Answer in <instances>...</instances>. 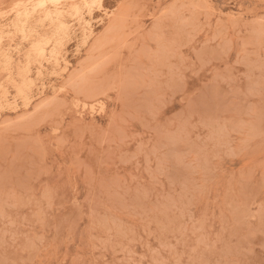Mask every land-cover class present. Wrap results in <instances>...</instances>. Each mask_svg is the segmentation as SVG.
<instances>
[{
    "label": "rangeland",
    "instance_id": "1",
    "mask_svg": "<svg viewBox=\"0 0 264 264\" xmlns=\"http://www.w3.org/2000/svg\"><path fill=\"white\" fill-rule=\"evenodd\" d=\"M94 1L0 0V264H264V0Z\"/></svg>",
    "mask_w": 264,
    "mask_h": 264
},
{
    "label": "bare ground",
    "instance_id": "2",
    "mask_svg": "<svg viewBox=\"0 0 264 264\" xmlns=\"http://www.w3.org/2000/svg\"><path fill=\"white\" fill-rule=\"evenodd\" d=\"M42 1H43V3L45 2V0H42ZM48 1H49V0H48ZM58 1H59V0H58ZM70 1L72 2L73 0H70ZM82 1H83V0H82ZM91 1H92V0H91ZM93 1H94V0H93ZM96 1H97V0H96ZM39 2H40V1H39ZM46 2H47V0H46ZM46 2H45V3H46ZM55 2H56V1H55ZM55 2H54V4H55ZM66 2H67V1H66ZM94 2H95V1H94ZM94 2H90V1H89V3H94ZM45 3H44V4H45ZM49 3H50V2H49ZM51 3H52L51 5L53 6V5H54L53 2H51ZM58 3H59V2H58ZM85 3H86V0H85ZM87 3H88V2H87ZM98 3H100V0H99ZM98 3H97V5H98ZM44 4H43V5H44ZM47 4H48V3H47ZM75 4H76V3H75ZM75 4H74V5H75ZM94 4H96V2H95ZM38 5L41 7L42 4H41V5H40V4H37L36 7H37ZM43 5H42V6H43ZM56 5H58V4H56ZM56 5H55L54 7H56ZM74 5H73L72 7H76V6H77V5H76V6H74ZM87 5H88V4H87ZM91 5H92V4H91ZM39 6H38V7H39ZM60 6H62V5H60ZM93 6H94V5H93ZM99 6H101V4H99ZM36 7H35V8H36ZM44 7H45V5H44ZM58 7H59V6H58ZM58 7H56V8H58ZM68 7H69V6H68ZM70 7H71V6H70ZM70 7H69V8H70ZM72 7H71V8H72ZM88 7H89V6H88ZM88 7H87V9H88L87 12H89V8H88ZM95 7H96V6H95ZM97 7H98V6H97ZM49 8H50V7H49ZM62 8H64V7H62ZM71 8H70V9H71ZM77 8H78V7H77ZM90 8H92V7H90ZM98 8H99V7H98ZM73 9H74V8H73ZM40 10H41V9H40ZM46 10H47V9H46ZM68 10H69V9H68ZM74 10H75V9H74ZM93 10H94V9H93ZM32 11H33V10H32ZM32 11H31V13H32ZM56 11H57V10H56ZM71 11H72V10H71ZM78 11H79V13H80V10H78ZM90 11H91V9H90ZM34 12H35V11H33V13H34ZM43 12H44V11H43ZM50 12H51V9H50L49 13H48V12H47V13L50 14ZM54 12H55V11H54ZM58 12H59V11H58ZM40 13H41V12L39 11V15H40ZM47 13H46V16H47ZM64 13H65V12H64ZM75 13H76V11H75ZM82 13H83V12H82ZM34 14H35V13H34ZM42 14H43V13H42ZM62 14H63V10H62ZM69 14H71V13H69ZM77 14H78V13H77ZM77 14H76V15H77ZM53 15H54V17H55V13H53ZM60 15H61V14H60ZM63 15H64V14H63ZM76 15L74 14V16H76ZM90 15H91V14H90ZM90 15H89V16H90ZM40 16H42V15H40ZM44 16H45V14H44ZM74 16H73V17H74ZM23 17H24V16H23ZM27 17H28V16H27ZM29 17H30V14H29ZM48 17H49V16H48ZM48 17H47V18H48ZM59 17H60V16H59ZM59 17L56 16L57 19H59ZM69 17H70V16H69ZM78 17H79V15H78ZM18 18H19V16H18ZM50 18H51V14H50ZM61 18H62V17H61ZM81 18H82V17H81ZM81 18H80V19H81ZM83 18H84V17H83ZM21 19H22V18H21ZM21 19H19V20H21ZM39 19H40V18H39ZM39 19H37V22H38V23L41 22V21H40L41 19H40V20H39ZM63 19H64V18H62V20H63ZM80 19H77V20L80 21ZM12 20H13V19H12ZM12 20H11V21H12ZM16 20H18V19L16 18ZM19 20H18V21H19ZM38 20H39V21H38ZM43 20H45V18H44ZM49 20H50V19H49ZM52 20H56V19H51V20L49 21V23H50ZM81 20H82V19H81ZM18 21H17V22H18ZM26 21H27V19L24 20L23 23H25ZM15 22H16V21H15ZM15 22H14L13 24H15ZM19 22H20V21H19ZM19 22H18L17 24H21V23H22V22H21V23H19ZM55 22H58V23H59L60 21L58 20V21H55ZM55 22H53V23H55ZM76 22H78V21H76ZM83 22H84V21H83ZM33 23H34V22H33ZM38 23H37V24H38ZM58 23H57V24H58ZM60 23H61V22H60ZM60 23H59L58 25H62V23H61V24H60ZM78 23H79V22H78ZM80 23H81V22H80ZM85 24H86V23H85ZM40 25H42V27H43V23L40 24ZM50 25H52V26L54 27V24H50ZM71 25H72V24H71ZM86 25H87V24H86ZM86 25H84V26H86ZM2 26H3V25H2ZM12 26H15V28H16V25H12ZM19 26H21V25H19ZM24 26H25V25H24ZM56 26H57V25H56ZM25 27H27V26H25ZM64 27H65V24H64V26H63V29H64ZM69 27H70V25H69ZM78 27H79V26H78ZM13 28H14V27H13ZM20 28H21V27H20ZM49 28H50V27H49ZM49 28H47L46 30H48ZM58 28H59V27H58ZM88 28H89V27H88ZM4 29H5V27H4ZM21 29H22V28H21ZM25 29H26V28H25ZM25 29H24V30H25ZM44 29H45V28H44ZM56 29H57V28H56ZM60 29H61V28H60ZM68 29H70V28H68ZM1 30H2V28H1ZM8 30H9V26H8ZM14 30H15V29H14ZM16 30H17V29H16ZM27 30H29V29H27ZM27 30H26V31H27ZM40 30H41V29H40ZM52 30H53V29H52ZM64 30H66V29H64ZM64 30H63V31H64ZM81 30H84L83 27H82ZM2 31H3V30H2ZM2 31H1V32H2ZM18 31H19V30H18ZM21 31H22V30H21ZM31 31H32V30H31ZM31 31H30V33H31ZM58 31H59V30H58ZM58 31H56V33H57ZM84 31L86 32V30H84ZM28 32H29V31H28ZM33 32L35 33L34 30H33ZM61 32H62V31H61ZM66 32H68V30H67ZM88 32H90V31H88ZM22 33H23V32H21L20 34L22 35ZM25 33H26V32H25ZM40 33H41V32H40ZM59 33H60V32H59ZM59 33H58V34H59ZM63 33H64V32H63ZM2 34H3V32H2ZM11 34H12V33H9L8 35H11ZM15 34H16V33H15ZM58 34H57V35H58ZM60 34H61V35H59V36H63L62 33H60ZM64 34H65V33H64ZM68 34H69V33H68ZM84 34H85V33H84ZM0 35H1V34H0ZM29 35H30V34H29ZM31 35H33V34H31ZM52 35H54L53 33H51V37L54 38L55 36L53 37ZM1 36H2V35H1ZM4 36H5V34H4ZM11 36H12V35H11ZM36 36H37V35H36ZM59 36H57V37H59ZM64 36H66V35H64ZM84 36H85V35H84ZM84 36H83V37H84ZM89 36H90V35H89ZM6 37H7V36H6ZM25 37H26V36H25ZM29 37H30V36H29ZM29 37H27L25 41L30 40V39H28ZM31 37H32V36H31ZM68 37H70V36H68ZM2 38H3V37H2ZM16 38H17V37H16ZM23 38H24V36H23ZM23 38H22V40L25 39V38H24V39H23ZM33 38H34V37H33ZM33 38H32V39H33ZM39 38L41 39L40 35H39ZM42 38H44V36H42ZM45 38H46V37H45ZM60 38H61V37H60ZM65 38H66V37H65ZM85 38L87 39L88 37H85ZM50 39H51V38H50ZM86 39L83 38V40H86ZM88 39H89V38H88ZM88 39H87V40H88ZM43 40H44V39H43ZM52 40H53V39H52ZM20 41H21V40H20ZM36 41H37L36 43H40L42 40H40V42H38V40L36 39ZM45 41H46V40H45ZM47 41H48V40H47ZM47 41H46V42H47ZM53 41H54V40H53ZM55 41H56V40H55ZM22 42H23V41H22ZM31 42L34 43L33 41H31ZM31 42H30V43H31ZM50 42H51V41H50ZM59 42H60V40H59ZM59 42H58V43H59ZM63 42H64V41H63ZM86 42H87V41H86ZM86 42H84V43L86 44ZM11 43H12V42H11ZM44 43H45V42H44ZM58 43H57V46H58ZM1 44H2V43H1ZM1 44H0V45H1ZM20 44H21V42H20ZM34 44H35V43H34ZM41 44H42V43H41ZM48 44H49V41H48ZM48 44H47V47H48ZM50 44H51V43H50ZM60 44H61V43H60ZM60 44H59V45H60ZM2 45H3V44H2ZM18 45H19V44H18ZM37 45H38V44H37ZM39 45H40V44H39ZM32 46H34V45H31V47H32ZM53 46H54V45H53ZM55 46H56V45H55ZM55 46L52 47L51 49H54ZM8 47H9V45H8ZM18 47H19V46H18ZM18 47H17V49H18ZM31 47H30V48H31ZM36 47H38V46H36ZM36 47H34V48L36 49ZM42 47H44V45L41 46V48H42ZM45 47H46V46H45ZM60 47H61V46H60ZM62 47H63V46H62ZM0 48H1V47H0ZM41 48H40V49H41ZM9 49H11V46H10ZM9 49H8V50H9ZM31 49H32V48H31ZM40 49H39V51H40ZM59 49H60V48H59ZM62 49H63V48H62ZM13 50H14V49H13ZM29 50H30V49H29ZM32 50H33V49H32ZM55 50H56V49H55ZM77 50H78V49H77ZM15 51H16V50H15ZM44 51H45V50H44ZM1 52H2V51H1ZM32 52H33V51H32ZM49 52L51 53V51H49ZM53 52H55V51L53 50ZM53 52H52V53H53ZM3 53H4V51H3ZM28 53H29V52H28ZM77 53H78V52H77ZM29 54H30V53H29ZM35 54H36V53H35ZM53 54H54V53H53ZM5 55H6V53H5ZM33 55H34V54H33ZM37 55H38V53H37ZM56 55L58 56V54H56ZM2 56H3V55H2ZM53 56H54V55H53ZM37 57H38V56H37ZM44 57H45V56H44ZM50 57L52 58V55H51ZM55 57H56V56H55ZM35 58H36V57H35ZM51 58H50V60H51ZM56 58H57V57H56ZM38 59H39V58H37V60H38ZM40 59H41V58H40ZM43 59H45V58H43ZM4 60H5V59H4ZM7 60H8V58H7ZM7 60H6V61H7ZM9 60H10V59H9ZM30 60H31V57H30V59H29L28 61H30ZM37 60H36V62H38ZM50 60H49V61H50ZM6 61H5V62H6ZM33 61H34V60H33ZM33 61H32V62H33ZM44 61H45V60H44ZM49 61H48V62H49ZM54 61H55V60H54ZM5 62H3L2 64H5V65H6ZM7 62H8V61H7ZM9 62H10V61H9ZM41 62H42V60H41ZM46 62H47V61H46ZM55 62H56V61H55ZM55 62H54V65H55ZM63 62H64V61H63ZM58 63H60V62H58ZM58 63H57V64H58ZM37 64H38V63H37ZM48 64H49V63H48ZM57 64H56V65H57ZM10 65H11V64H9V66H10ZM29 65H30V64H29ZM33 65H34V63H33ZM56 65H55V66H56ZM22 66H23V65H22ZM30 66H31V65H30ZM34 66H35V65H34ZM7 67H8V65H7ZM7 67H6V68H7ZM27 67H29V66H27ZM40 67H42V66H40ZM3 68H4V67H3ZM17 68H18V67H17ZM8 69H10V68L8 67ZM18 69H19V68H18ZM18 69H17V70H18ZM42 69H43V68H42ZM4 70H5V69H4ZM24 70H25V69H24ZM24 70H23V71H24ZM29 70H30V69H29ZM12 71H13V70H12ZM21 71H22V70H21ZM39 71H40V70H39ZM39 71H38V73H39ZM4 72H5V71H4ZM25 72H26V71H25ZM25 72H23L22 74L24 75V74L27 73V72H26V73H25ZM36 72H37V71H36ZM8 73H9V71H8ZM38 73H37V74H38ZM28 74H30V73H28ZM39 74L41 75V72H40ZM39 74H38V76H39ZM8 76H9V75H8ZM21 76H22V75H21ZM21 76H20V77H21ZM10 77H12V74H11ZM10 77H9V78H10ZM36 77H37V75H36ZM41 77H42V75H41ZM9 78H6V79L9 80ZM13 78H14V77H13ZM11 79H12V78H10V80H11ZM24 79H25V78H24ZM24 79H23V80H24ZM12 81H13V80H12ZM12 81H11V82H12ZM25 81H26V80H24V82H25ZM32 81H33V80H32ZM32 81H30V82L32 83ZM24 82H21V83H23V87H25V86H24ZM16 83H17V82H16ZM26 83H27V82H26ZM31 83H30V84H31ZM28 84H29V80H28ZM10 85H11V84H10ZM14 85H15V84H14ZM20 85H21V84H20ZM32 85H33V84H32ZM21 86H22V85H21ZM21 86H20V88H21ZM18 87H19V86H18ZM28 87H29V86H28ZM28 87H27V88H28ZM1 88H2V87H0V90H1ZM29 88H30V87H29ZM34 88H35V87H34ZM16 89H17V88H16ZM24 89H25V88H24ZM37 89H38V88H37ZM5 90H7V89H5ZM20 90H22V89H20ZM2 91H3V90H2ZM5 92H6V91H5ZM5 92H4V94H5ZM21 92H22V91H21ZM21 92H20V94H21ZM2 93H3V92H2ZM2 93H1V94H2ZM4 94H3V95H4ZM7 94H8V93H7ZM7 94H6V95H7ZM20 94H18V95H20ZM8 95H9V94H8ZM1 96H2V95H1ZM4 96H5V95H4ZM24 96H25V95H24ZM25 97H26V96H25ZM25 97H24V99H26ZM3 100H4V99H3ZM28 100H29V99L25 100L24 102L27 104V101H28ZM0 102H1V101H0ZM15 102H16V100H15ZM29 102H30V101H29ZM25 103H24V104H25ZM8 104H9V103H8ZM24 104H23V105H24ZM6 105H7V104H6ZM16 105H17V103H16ZM29 105H30V104H29ZM14 106H15V105H14ZM12 107H13V106H12ZM25 107H26V106H25ZM1 108H2V107H1ZM14 108H15V107H14ZM1 110H2V109H1ZM14 110H15V109H14Z\"/></svg>",
    "mask_w": 264,
    "mask_h": 264
}]
</instances>
